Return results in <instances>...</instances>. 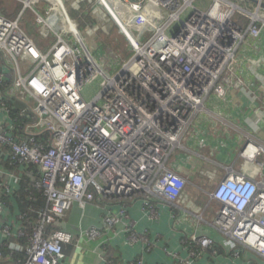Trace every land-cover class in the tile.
Masks as SVG:
<instances>
[{
  "label": "built area",
  "instance_id": "built-area-1",
  "mask_svg": "<svg viewBox=\"0 0 264 264\" xmlns=\"http://www.w3.org/2000/svg\"><path fill=\"white\" fill-rule=\"evenodd\" d=\"M47 1L45 14L33 8L44 48L24 29V12L14 20L0 14V167L17 170L0 168V235L3 241L27 238L25 260L18 264H64L71 236L47 235V227L76 204H98L109 227L118 221L114 205L142 200L151 218L158 217L161 203L188 206L187 181L171 167L174 154L212 94L223 99L232 84L242 88L238 51L264 32V0H239L241 7L235 0L198 6V0H97L101 9L92 11L93 29L108 34L111 21L131 43V57L120 69L117 55L108 61L89 51L69 16V0ZM23 3L24 10L33 5ZM95 82L87 101L84 90ZM18 103L23 109L14 118ZM240 155L256 162L264 145L249 140ZM24 178L46 200L28 234L22 216L15 231L1 223L13 195L10 182ZM209 195L219 205L217 230L235 250L247 248L264 258V186L231 173ZM121 218L128 219L124 210ZM189 244L214 247L206 236Z\"/></svg>",
  "mask_w": 264,
  "mask_h": 264
},
{
  "label": "crops",
  "instance_id": "crops-1",
  "mask_svg": "<svg viewBox=\"0 0 264 264\" xmlns=\"http://www.w3.org/2000/svg\"><path fill=\"white\" fill-rule=\"evenodd\" d=\"M23 1L0 0V14L14 20L22 12L25 18L31 11L35 19L34 9L42 14L48 10L47 0H31L33 5L25 10ZM39 46L44 48L43 43ZM236 67L242 88L234 89L232 84L225 98L214 94L209 97L206 112L195 119L183 148L171 162V167L187 181L185 193L191 205L178 209L171 204H158L157 218L150 217L142 200L126 208L114 205L110 209L118 221L109 227L107 213L98 204H76L56 225L58 231L71 236L64 245V264H264V258L250 249L235 250L230 238L217 230L214 219L219 205L209 195L231 173L244 174L264 186V155L256 162L240 155L249 140L264 145V32L259 41L251 40L241 46ZM0 168L17 171L6 163ZM21 183L10 182L13 197L1 216V223L11 225L14 231L21 217L15 200ZM3 193L0 187V197ZM122 210L128 219L121 218ZM204 236L213 240L211 250L189 244L193 237ZM2 241L0 235V246L25 252L26 246L20 245L17 238ZM192 248L200 255L193 257ZM11 257L5 264H11L7 263Z\"/></svg>",
  "mask_w": 264,
  "mask_h": 264
},
{
  "label": "rangeland",
  "instance_id": "rangeland-1",
  "mask_svg": "<svg viewBox=\"0 0 264 264\" xmlns=\"http://www.w3.org/2000/svg\"><path fill=\"white\" fill-rule=\"evenodd\" d=\"M209 2H211V0H198L195 4L196 6H198L201 4H208ZM235 2L238 6H243V4H241L239 0H235ZM67 8L69 10V16L71 17V19L77 22L78 32L81 35L83 42L87 45L89 51L95 54L96 57H102L104 55L106 59L107 56L109 58H113L117 55L121 59L117 60L120 63L119 67L121 69V67L131 57V43L125 35L120 33L118 26L111 23V21H108V25L111 26V31L109 30V28H107L108 25L105 26V29L109 31L108 34L106 33V31L99 32L98 30L93 29L92 26L95 20L92 17V11L96 10L97 8L101 9L99 2L97 0H93V3L89 8L83 2L79 3L77 6L74 2L69 0L67 1ZM85 12H90V14L87 15L85 14ZM27 14L28 15H26V17L24 18V21L26 22H23L24 29L33 38L36 45H41L43 43V38L39 34L38 28L36 27L34 15L31 11H29ZM109 19H111L110 16ZM102 28L103 27H101V30ZM147 31L148 28L143 29V32L145 34H147ZM73 43H78L76 38L73 40ZM142 43L143 41H138V44ZM107 60L109 61L110 59ZM103 68L106 69L104 66ZM115 72L116 71L114 70L111 76H113ZM97 85L98 82H95L88 88H85L84 95L87 101L91 100Z\"/></svg>",
  "mask_w": 264,
  "mask_h": 264
},
{
  "label": "trees",
  "instance_id": "trees-1",
  "mask_svg": "<svg viewBox=\"0 0 264 264\" xmlns=\"http://www.w3.org/2000/svg\"><path fill=\"white\" fill-rule=\"evenodd\" d=\"M11 105V103H10ZM15 110L11 112V116L14 118L20 117V111L23 109L21 104L14 105ZM33 167L29 168V171L32 170ZM13 195L11 196V198ZM10 199V198H9ZM15 200L17 206L20 210V215L24 218L23 219V227L26 229V233H31L33 228L35 227L36 223L38 222V211L46 206V200L43 198L41 191L36 188V183L32 182L31 179L24 178L20 185V189L15 195ZM58 231L56 225H49L47 227V235L51 234L52 232ZM20 245L27 246V238L20 240ZM11 246H5L2 244L0 246V251L4 253V257L9 258L11 257L10 262L11 264H18L19 260H25V252H20L19 250H12L10 249Z\"/></svg>",
  "mask_w": 264,
  "mask_h": 264
},
{
  "label": "clouds",
  "instance_id": "clouds-1",
  "mask_svg": "<svg viewBox=\"0 0 264 264\" xmlns=\"http://www.w3.org/2000/svg\"><path fill=\"white\" fill-rule=\"evenodd\" d=\"M215 202V201H214Z\"/></svg>",
  "mask_w": 264,
  "mask_h": 264
}]
</instances>
